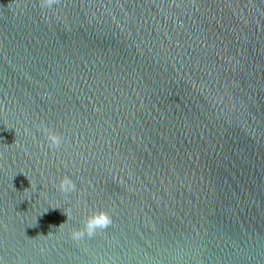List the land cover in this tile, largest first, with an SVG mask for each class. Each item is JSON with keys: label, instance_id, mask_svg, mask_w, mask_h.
<instances>
[{"label": "water", "instance_id": "1", "mask_svg": "<svg viewBox=\"0 0 264 264\" xmlns=\"http://www.w3.org/2000/svg\"><path fill=\"white\" fill-rule=\"evenodd\" d=\"M41 2L0 0V264H264V0Z\"/></svg>", "mask_w": 264, "mask_h": 264}, {"label": "clouds", "instance_id": "2", "mask_svg": "<svg viewBox=\"0 0 264 264\" xmlns=\"http://www.w3.org/2000/svg\"><path fill=\"white\" fill-rule=\"evenodd\" d=\"M55 0H42L41 7L51 9L54 6ZM49 147L58 149L62 143V136L55 130H46ZM58 189L62 193H71L75 191L76 185L69 176H63L59 179ZM112 224V217L103 209L92 211L85 217L82 226L75 228L71 232V238L75 241H80L85 237L91 238L98 231L107 229Z\"/></svg>", "mask_w": 264, "mask_h": 264}]
</instances>
